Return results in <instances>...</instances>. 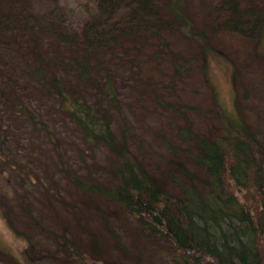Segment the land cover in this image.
<instances>
[{
	"label": "rangeland",
	"instance_id": "rangeland-1",
	"mask_svg": "<svg viewBox=\"0 0 264 264\" xmlns=\"http://www.w3.org/2000/svg\"><path fill=\"white\" fill-rule=\"evenodd\" d=\"M95 5L96 0H0V264H74L64 239L93 251L97 264H161L156 252L163 247L156 249L111 199L84 192L69 179L67 170L89 183L91 170L99 183L109 185L116 159L102 143L86 145L84 133L61 112L45 87L50 69L44 78L37 75L41 54L64 82H77L69 67L72 49L55 29L81 33ZM186 8L196 24L206 22L203 0H186ZM217 31H208L213 50L207 77L196 69L203 62L196 58L190 79L177 78L184 97L177 96L170 75L156 89L145 88L137 74L106 62L117 74L122 112L131 122L129 148L163 187L175 186L173 175L194 183L206 175L196 163L195 137L220 134L223 112L239 115L264 144L260 38L245 41ZM186 50L199 55L193 41ZM159 54L162 61L169 59ZM88 59L97 76L95 57ZM95 92L86 89L88 102ZM111 113L117 125L120 112Z\"/></svg>",
	"mask_w": 264,
	"mask_h": 264
},
{
	"label": "trees",
	"instance_id": "trees-1",
	"mask_svg": "<svg viewBox=\"0 0 264 264\" xmlns=\"http://www.w3.org/2000/svg\"><path fill=\"white\" fill-rule=\"evenodd\" d=\"M246 1L203 0L207 17L198 25L188 15L186 0H96L81 33L55 29L72 49L69 67L78 83L64 82L51 62L38 57L37 75L50 69L45 87L84 133L85 144L102 143L116 159L109 185L99 183L90 169L89 183L67 170L69 179L84 192L111 199L156 249L163 247L156 252L161 264H264V144L239 115L223 112L220 134L195 137L200 145L196 163L206 175L196 176V183L173 175L175 186L159 185L129 148L131 122L122 112L117 74L106 62L137 74L145 88L156 89L170 75L177 96L184 97L177 78L190 79L193 59L201 58L196 69L209 74V30L220 28V35L245 41L258 35V49H264V2ZM188 41L198 45L197 57L186 50ZM160 52L169 59L162 61ZM90 56L97 76L91 73ZM87 88L96 90L93 102L86 99ZM113 108L120 112L117 125ZM62 246L74 264H97L93 251L68 239Z\"/></svg>",
	"mask_w": 264,
	"mask_h": 264
}]
</instances>
